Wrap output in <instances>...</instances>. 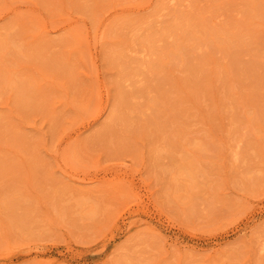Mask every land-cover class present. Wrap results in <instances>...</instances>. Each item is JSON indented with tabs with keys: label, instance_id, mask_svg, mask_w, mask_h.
<instances>
[{
	"label": "rangeland",
	"instance_id": "374dc122",
	"mask_svg": "<svg viewBox=\"0 0 264 264\" xmlns=\"http://www.w3.org/2000/svg\"><path fill=\"white\" fill-rule=\"evenodd\" d=\"M0 264H264V0H0Z\"/></svg>",
	"mask_w": 264,
	"mask_h": 264
}]
</instances>
